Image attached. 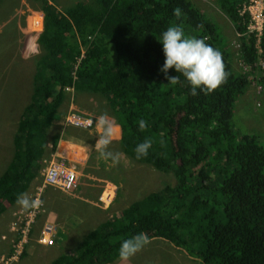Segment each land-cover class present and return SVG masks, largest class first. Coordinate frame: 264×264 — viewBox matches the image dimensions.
I'll return each mask as SVG.
<instances>
[{"label":"trees","instance_id":"1","mask_svg":"<svg viewBox=\"0 0 264 264\" xmlns=\"http://www.w3.org/2000/svg\"><path fill=\"white\" fill-rule=\"evenodd\" d=\"M201 1L90 0L59 11L48 0H38L42 29L31 101L18 124L13 158L0 175V201L11 204L39 169L44 131L55 120L68 85L104 95L120 129L121 152L174 178L106 217L77 248L49 264H111L119 258L120 241L140 232L167 239L200 264H264V140L238 134L231 124L235 100L249 80L233 69L231 53L195 4ZM216 1L238 39L236 57L255 69V36L245 32L249 15L238 13L247 0ZM177 7L179 18L173 15ZM175 25L186 37L205 38L222 53L229 75L214 91L197 89L193 96L175 69L167 75L180 77L176 85L160 71L165 59L160 36ZM75 35L92 41L72 72L79 54ZM257 43L264 60V14ZM141 119L147 123L144 130L139 129ZM64 133L75 136L67 127ZM59 137L49 138L53 146ZM145 139L152 146L146 157L136 159L134 150ZM65 218L58 214L54 222L60 225Z\"/></svg>","mask_w":264,"mask_h":264},{"label":"rangeland","instance_id":"2","mask_svg":"<svg viewBox=\"0 0 264 264\" xmlns=\"http://www.w3.org/2000/svg\"><path fill=\"white\" fill-rule=\"evenodd\" d=\"M51 1L60 10L77 2L87 3V0ZM203 1L205 2L204 5L201 3L195 4H197V7L201 9L205 19L214 25L219 37L222 39L220 43H223L228 52L231 53V64L233 69L238 72H245L247 74L246 77L249 80V85L246 91L240 97H238L237 100H235L232 116L230 119L231 124L238 134L252 133L264 140V83L261 81V78L264 77V69L260 67L259 58L256 61V68L252 70L249 66H247L246 63L236 57L238 39L235 38V32L232 29V24L230 23L229 18L221 11L216 0ZM16 2L17 0H0V50L4 49V52L0 51V59L12 52V46L7 40L9 37V31L6 32V28L9 26V23L5 22V19L9 15V12ZM18 8H20V10L29 9L35 11L26 4L25 0L21 1V5ZM29 12L30 11H27L26 13ZM35 19L37 18L33 17V20L31 21L34 22ZM36 54L37 52L32 56L29 54V56L27 55V58L29 57L28 59L31 60ZM28 66L29 68L31 67L29 63ZM4 70L8 71L9 73L12 72L10 68H6ZM23 82H25L24 79H22V83ZM9 84L13 85L14 80L12 79L7 81L6 85L0 86L1 89L6 90L0 92V132H3V128L1 126L11 121L10 116L12 114L13 108L9 104H5L3 101L12 98ZM71 104L75 107H84V109L89 112L94 111V105L91 103V101L89 102L87 97H84L80 94H76L74 100L71 101ZM97 107L99 116L103 114L104 109L99 105V103H97ZM77 112L82 115H92L82 113L80 111ZM115 134L116 132H114V135ZM92 135V132H90L87 134V137L90 138ZM76 136H78V134ZM79 139L76 140L75 137V140L81 144L86 139V137L82 136ZM78 142L76 144H78ZM73 148H75L77 151L80 150L76 145ZM108 150L120 154V162L117 165L113 166L110 160L104 161L101 158H97V154L92 155L88 166L81 167L79 170L77 182L78 185L76 189L63 192L53 188H46L47 190L45 189L46 191L44 190L45 192L42 193L40 199L44 201L43 206L46 207L47 211L52 210V208H56L59 213H62L64 210H69L71 213L79 215H68L67 221L61 226L63 229H66L67 227L74 232H82V234L89 233L96 228L95 226L98 223L102 222L106 217H109L110 214H113L114 212L118 214L130 201L135 200L138 197L143 198L150 192H156L160 190V188L166 183L169 184V182H174V178L171 177L169 173L165 174V172H161L147 163L133 161L131 158L124 155L120 150L118 142L111 143ZM7 164V143L0 141V172L6 169ZM110 181H114L113 183L116 181L114 186H116L119 193L121 194L117 195L116 190V193L114 194L115 197H113L109 203L103 204L102 192L107 185L110 187L113 186V183L111 184ZM83 187H85L88 191L86 196ZM86 199H89L90 204L83 202V200ZM6 209L8 210L0 213V231H4L6 229V233L3 234L2 237L9 243L10 248L7 251L14 252L20 249L23 251L21 248L22 241L18 242L19 237H17L18 243L14 241V237H16L15 232L18 228L17 222L22 218V215L18 214L13 216L10 214L11 208ZM42 218V215L37 216L36 224L38 226L41 224ZM55 218L56 216L49 214L47 221H53ZM33 227H35L33 229V235L28 245L24 249L25 251L22 252L18 259L21 256L22 257L15 264H47L56 257L57 253L61 254L65 251L64 245L60 244L50 249L44 248L45 251L42 249V246L41 251L38 252L35 248V246L41 245L35 241V236L38 233V227L36 225ZM80 234L75 237L73 236L74 239L78 238ZM70 239L71 238H69L67 235L63 240V243L68 245V247L70 244ZM150 241L151 242L144 246L141 251L131 257L133 260H135L136 264H200L196 260H188L185 257V249L182 248L183 251L178 250L185 254L174 251L175 246L164 242L161 237H152L150 238ZM4 247L5 245H2L1 249Z\"/></svg>","mask_w":264,"mask_h":264},{"label":"clouds","instance_id":"3","mask_svg":"<svg viewBox=\"0 0 264 264\" xmlns=\"http://www.w3.org/2000/svg\"><path fill=\"white\" fill-rule=\"evenodd\" d=\"M90 0H87V2ZM247 11L249 17H248V23L246 25V31L247 33H254L255 36V49H256V58H260L262 56V50L259 48L258 45V36L261 32L262 28V22H263V14H264V0H247L245 4H242L241 8L239 9L238 13L241 14L243 12ZM173 15L177 18H179L182 15V11L179 7L173 9ZM257 15V16H256ZM41 20V17H40ZM260 25L259 31L256 30V28ZM244 34V33H243ZM243 34H240L243 35ZM38 36V33H37ZM159 42L162 44V51L164 54V63L162 68L160 69L161 72L165 74V78L168 80V83L172 85H176L180 82V77L177 76H171L169 77L167 75L169 69H175L177 73L182 75L188 84L191 86V91L190 94L195 96L197 95V89H200L201 92H204L205 94L210 93L214 91L216 88H218L220 85L226 82L227 77L229 75L228 72L225 71V64L223 62V55L222 53L218 50L213 48L211 45L207 44L205 42V38H196V37H186L184 35L183 29L179 25L175 26H169L164 32L161 33L160 40ZM239 47V46H238ZM79 49V54L75 56V60L79 58V56L83 55V57L80 59H84L85 57V48H78ZM38 50V43L37 40L35 41V48L34 51L35 53ZM39 53V51H38ZM37 53V54H38ZM29 56V55H28ZM72 63V72L77 66V63L80 61L78 60L76 63ZM263 60V59H262ZM74 78V75L73 77ZM72 86V85H68ZM66 87V86H65ZM65 87L63 88L64 94L68 92L69 94V99H73V94H74V88L71 91H66ZM73 87V86H72ZM66 96V95H65ZM71 100H69V107L66 109L65 112L58 110V113L61 112L60 118L55 120V123L61 127V131L64 133V129L68 125L72 124H65L64 119L66 114L69 111L76 112L77 114H80L77 112L76 109H74V106L71 104ZM60 108V107H59ZM57 113V114H58ZM82 115V114H80ZM87 116V115H84ZM92 116V115H90ZM96 117V116H92ZM74 126V125H72ZM77 127V126H75ZM147 127V123L145 120L141 119L139 121V129L144 130ZM78 128V127H77ZM95 128H96V134L95 136L98 137V139L95 142L94 145V151L99 154L98 158L103 159L104 161H111L113 166L117 165L120 162V154L119 153H114L112 151H109V145L112 143L114 139V123L108 115L101 114L95 119ZM81 129L80 132H92L91 129ZM65 138L63 134H60V137ZM75 137V136H74ZM69 142L71 144L76 145L81 149L78 155L81 156L80 162H79V167L77 170H80L81 167H87L88 166V160L87 154H83V149L86 148L85 145L82 144H76V142L73 141H65ZM61 142H56V144L53 146L52 144H48V148L50 151L44 152V156H42L39 160L38 163L40 165L39 169L36 170V173L32 180L28 183V186L25 190L29 191L28 193H23L22 191L14 201L9 204L6 199H2L0 201L1 205L3 206V210L0 211V213H3V211L8 210L6 208H11L10 214L13 216L15 215H22V217L27 218V216H32V219L28 222L27 225V231H26V237L25 241L22 243V250L21 253L17 255L16 258H11L10 256L12 255V252H4L0 253V264H5L3 263L2 259L8 258V262L6 264H15V262L18 260V257L24 252L26 246L28 245L32 235H33V227L36 225L38 227V233L35 236V241L38 244V246H43V250L45 251L44 248L50 249L55 247L56 245H60V243H63L64 238L68 235V229H63L61 225H57L54 220L53 221H47V218L49 217V214H52L50 211L46 210V207L43 206L44 201L41 198L42 193H44L48 188H53L58 191H61L60 189L48 185L42 182L41 178V170L44 166V163H47L48 159H50V156L53 152H55L57 146H60L64 148ZM152 146V141L150 139H145L142 143L138 144L135 148V153H136V159H140L141 157H146L148 154V149ZM65 149V148H64ZM71 151V149L69 148ZM14 151H15V146H14ZM14 154V153H13ZM70 155H76L72 152H70ZM128 157V156H127ZM13 158V157H12ZM12 158H8V164L12 160ZM130 158V157H129ZM133 161L139 162L135 159H132ZM84 163V165H83ZM7 164V166H8ZM7 169V167H6ZM5 171V169L0 172V175ZM79 175V171H78ZM78 182V178H77ZM47 188V189H46ZM77 188V187H76ZM162 188V187H161ZM160 188V189H161ZM46 189V190H45ZM104 189H108L111 192V199L102 202L104 203H109L114 196L112 195L113 190L109 185H107ZM103 189V190H104ZM45 190V191H44ZM159 191V190H158ZM64 192V191H63ZM151 193V192H150ZM148 193V194H150ZM147 194V195H148ZM146 195V196H147ZM144 196V197H146ZM143 197V198H144ZM141 197H138L135 200L130 201L125 207H127L131 202L139 200ZM141 198V199H143ZM140 199V200H141ZM124 207V208H125ZM115 214V213H113ZM38 215H42V221L41 224L38 226L36 224V219ZM110 214L109 216H111ZM53 216V214H52ZM55 223V224H54ZM99 224V223H98ZM98 224L95 226L97 227ZM64 231L65 236L63 237L62 232L60 230ZM8 231V230H7ZM9 232V231H8ZM57 232H60V236L57 237ZM74 233V232H72ZM81 233V234H80ZM80 236L78 238H71L69 246H71L72 240H75V247L71 248L70 250L66 251L65 254H69L73 249L77 248L78 244L81 242L82 237H85L86 234H82V232H76L74 233V237ZM156 237V236H151ZM44 239L45 242L38 241V239ZM47 238V239H46ZM150 238L148 235L144 232L137 233L127 239H123L120 241V247L118 249V255L119 258L111 263H117L122 261L123 264H128V261H130L131 257L136 255L139 251L142 250L144 246L149 244ZM0 239L2 240L3 237L2 235L0 236ZM49 240V241H48ZM162 240L166 243H170L172 246L173 244L169 242L167 239L162 238ZM115 242V241H113ZM175 248V247H174ZM178 249V248H175ZM181 250V249H178ZM183 251V250H181ZM60 255L57 253L56 257ZM55 257V258H56ZM185 257L189 260L192 259L191 261H194L195 259L188 257L185 254ZM54 259V258H53ZM52 259V260H53ZM51 260V261H52ZM49 261V263L51 262ZM197 261V260H196ZM47 263V264H49Z\"/></svg>","mask_w":264,"mask_h":264},{"label":"crops","instance_id":"4","mask_svg":"<svg viewBox=\"0 0 264 264\" xmlns=\"http://www.w3.org/2000/svg\"><path fill=\"white\" fill-rule=\"evenodd\" d=\"M21 1L22 0H17L16 4L12 7L11 11L9 12V15L5 19V22L9 23V26L6 28V32L9 31V33H8L9 37L7 40H8V43L12 46V52L8 53L5 57H2L0 59V86L6 85L7 81H10L12 79L14 80L13 85L9 84V88L11 90V94H12L11 97L12 98L9 100H3L5 104H9L13 108L12 114L10 116L11 121H9V123L3 124L1 126L3 128V132H0V141H2L3 143H7V157L8 158L13 157L14 146L17 143V132L19 131L18 130V124L22 123V121L25 117V111H24L25 106L29 103V101H31L30 96H31V91H32V80H33L32 77H33L35 58H36L37 54L31 60L28 59L29 57L27 58V55H29V54L31 56L34 55V53H35L34 48H35V41L37 39V33L39 34V32L42 29V12H41V10L38 9V5H39L38 0H33V1L32 0H25L26 4L29 5V7L35 11L29 10V9L20 10V8H18V7L21 5ZM48 3H52V1L48 0ZM200 3H202L204 5L205 2L201 1ZM74 4H76V3H74ZM55 7L57 9H59L57 6H55ZM61 10L64 11V9H61ZM27 11H30V12L26 13ZM59 11H60V9H59ZM33 17L37 18V19H35L34 22L31 21V20H33ZM40 17H41V20H40ZM38 21H39V28H38ZM231 38H232V36H231ZM91 39H92L91 36L85 35L84 38H80V37L75 35V42H76V45L78 48H85V47L89 46L91 41H92ZM0 51L4 52V49L0 50ZM37 53H38V50H37ZM28 63L31 65L30 68L28 66ZM6 68H10L12 72L9 73L8 71H5L4 69H6ZM11 75H12V79H11ZM22 79H24L25 82L22 83ZM3 91H6V90L0 88V92H3ZM74 92L75 93L73 94V100H74L76 94H80L84 97H87L88 101L89 102L91 101V103L94 105V107H93L94 111L93 112L86 111L84 109V107H81V106H79V107L74 106L77 111L98 116L97 103H99V105L101 107H103V109H104L103 114L106 113L112 119V121L114 123V132H116V134L114 135V139H113L112 143L118 142L120 129H119L117 122L108 113V109H107L106 102H105V96L101 95V94H95V93H86L83 91H75L74 90ZM83 99H86V98H83ZM69 100H71V99H69V94H68V92H66L65 100H63V102L59 108L60 111L65 112L66 109H68ZM60 115H61V112H59L55 118L59 119ZM55 120L44 131V134L46 136L45 140H44L46 152L50 151V149L48 148V144H52L50 139L53 138L56 134H58V135L63 134L64 135L65 138H62V136H61L57 140L58 142H61V143H63L64 141H73V142L77 143L78 142V141H76L77 139L75 140V137H77L76 135L77 134H83L86 136V139L81 144L85 145L86 148H84L82 151H83V154H85V155L87 154L86 159L88 160V163H89L92 155L97 154V158H98V153L94 151V145H95L96 140L98 139V137L95 136V134H96V128L95 127L91 128L93 135H92V137L89 136L90 138H88L87 134L90 132H88V131H87L88 133L80 132L81 129H78L77 127L72 126V125H68L66 127L69 130V133L75 134V137H70L69 134H67V133L65 134L61 131V127L55 123ZM71 138H74V139H71ZM78 144H80V142H78ZM76 158L79 160V159H81V156L80 155L78 157L76 156ZM83 165H84V163H83ZM110 182L112 184L114 181L113 182L110 181ZM114 184H116V181H115V183L112 184L113 186H111L112 190L114 191V192H112V195L116 193V190H117V195L121 194V193H119L116 186H114ZM83 188L85 190V196H86L88 191L85 187H83ZM23 193L29 194V191L25 190ZM72 196H75V195H72ZM83 202L90 204L89 199L83 200ZM49 211L54 216H58V214H59L61 219L66 216L65 220L60 224L61 226L64 224V222L67 221L68 215L75 214V213H71L69 210H64L62 213H59L56 208H52V210H49ZM114 213L116 214V212H114ZM9 216H10V214H9ZM76 216H79V215H76ZM66 229H68V231H69L68 233H66V234H68L69 238H74L73 234L76 232L70 230V228H67V227H66ZM60 231L62 232V235L64 237L65 236L64 231H62V230H60ZM72 232H74V233H72ZM5 233H6V229L4 231H0V236L5 234ZM83 238L84 237H82V239ZM0 242H1L0 253H4L7 250H9L10 247H9V243L7 241L2 239ZM60 244L64 245V250H65L61 254H65L66 251L73 248V246L74 247L76 246L74 239L72 240L71 246H69V247H68V245H66L64 243H60ZM2 245H5V247L3 249H1ZM35 248L37 249L38 252H40L42 247L41 246H35ZM174 251H177L181 254H185L181 251H178V249H174ZM20 258L15 263H17L20 260ZM114 264H123V262L120 261V262H117ZM128 264H136V262H135V260H133L131 258L130 261H128Z\"/></svg>","mask_w":264,"mask_h":264},{"label":"built area","instance_id":"5","mask_svg":"<svg viewBox=\"0 0 264 264\" xmlns=\"http://www.w3.org/2000/svg\"><path fill=\"white\" fill-rule=\"evenodd\" d=\"M259 29H260V25L256 28V30L259 31ZM82 57L83 55L81 53L79 58L75 60V63L78 60H80ZM259 62H260V67L264 69V60L259 58ZM72 89H73L72 86L65 87L66 91H71ZM95 119L96 117L84 116L77 114L76 112L69 111L65 116L64 123L72 124L82 129H91L95 127ZM78 151L80 152L81 149ZM70 152L76 154L73 149H71L70 151L69 149H64L60 146H57L55 152L51 154L50 159L47 160L48 161L47 163H44V166L41 170V174H42L41 178L43 183L52 185L64 192L76 189L78 185L77 178L79 171L77 169L79 167V162H80V159L78 160L76 156L77 157L79 156L78 155L79 152L76 154V156L70 155ZM102 196H103L102 202L109 200L111 197L110 190L104 189L102 192ZM31 219L32 216H27V218L22 217L17 222L18 228L17 231L15 232L16 237H14V241L17 242V237H19L18 242L22 241L23 243L25 241L27 225ZM38 241L45 242L43 238L38 239ZM21 248H22V244H21ZM20 251L21 249L16 250L14 252L12 251V255L10 256V259L16 258L17 255L20 253ZM2 261L3 263L6 264L8 262V258L5 259L3 258Z\"/></svg>","mask_w":264,"mask_h":264},{"label":"bare ground","instance_id":"6","mask_svg":"<svg viewBox=\"0 0 264 264\" xmlns=\"http://www.w3.org/2000/svg\"><path fill=\"white\" fill-rule=\"evenodd\" d=\"M62 146L65 148V149H69V148H71V149H73L74 150V152L77 154L78 153V151L75 149V148H73L74 146L71 144V143H69V142H63L62 143ZM76 150V151H75ZM79 154V153H78Z\"/></svg>","mask_w":264,"mask_h":264},{"label":"flooded vegetation","instance_id":"7","mask_svg":"<svg viewBox=\"0 0 264 264\" xmlns=\"http://www.w3.org/2000/svg\"><path fill=\"white\" fill-rule=\"evenodd\" d=\"M78 135H80V134H78ZM79 138H80V136H77V137H76L77 140H78ZM79 140H80V139H79Z\"/></svg>","mask_w":264,"mask_h":264}]
</instances>
